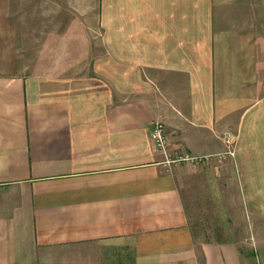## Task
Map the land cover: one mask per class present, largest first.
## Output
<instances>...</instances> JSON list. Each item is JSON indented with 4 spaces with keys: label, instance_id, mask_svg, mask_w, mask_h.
Here are the masks:
<instances>
[{
    "label": "crops",
    "instance_id": "crops-1",
    "mask_svg": "<svg viewBox=\"0 0 264 264\" xmlns=\"http://www.w3.org/2000/svg\"><path fill=\"white\" fill-rule=\"evenodd\" d=\"M0 264H264V0H0Z\"/></svg>",
    "mask_w": 264,
    "mask_h": 264
},
{
    "label": "rangeland",
    "instance_id": "rangeland-1",
    "mask_svg": "<svg viewBox=\"0 0 264 264\" xmlns=\"http://www.w3.org/2000/svg\"><path fill=\"white\" fill-rule=\"evenodd\" d=\"M22 4H23V7L27 8V9L35 8V0H22ZM31 19L34 22L33 18H31ZM22 37H23L21 40L22 46H21L20 50H18V55L20 56L18 58V60H22L23 63L18 64V68H19V70L22 69L26 73H32V72H35L37 70V68L41 67L40 65L39 66L37 65V62L39 61V58H41V53L43 50L37 48L38 41L36 38V33H31V32L24 33V34H22ZM59 53H54V54H52V56H56V58H58ZM54 60H57V59H54ZM51 63H52V61H51ZM87 68H88L87 65L78 66V72L86 71ZM72 71L73 70H71L70 73H73ZM67 72H69V71L67 70ZM230 131H232V130H230ZM235 135H236V133H235ZM236 139H237V136H236ZM236 139H235V143L233 146V147H235V149L232 147L235 150V152H236ZM227 151H228V146L226 145V150L219 153L222 155L219 156V154H218V156H215V157H217L220 162H223L228 157H231V156L226 154ZM232 158L235 159L236 155H235V157H232ZM209 159H211V158H209ZM209 159L203 160V161L196 163V164H203L206 161H208ZM180 165H176V166H180ZM214 179L217 180L218 177L217 178L214 177ZM210 181H211V184H213L214 180H213L212 176L210 177ZM217 200H220V199L217 198ZM228 212H229L228 209L216 210V211L214 209H209L208 212H206V214H205V218H203V217L197 218L196 216H194L192 222L194 223L193 227H194L195 233L197 235H200L201 237L203 236L206 238L207 237L208 238L214 237V236H219V237L221 236V238H228L230 236L229 235L230 233H240V234L243 233L244 232L243 223H233L234 226H231V224L229 225V222H228L229 219H227V217H229ZM238 213H239V210H237V214ZM240 218H241V216L237 215V219L239 222H240ZM234 220H236L235 217H234ZM196 221H199V222H201V221L205 222L206 221V224L202 223V225H200V224L198 225Z\"/></svg>",
    "mask_w": 264,
    "mask_h": 264
},
{
    "label": "built area",
    "instance_id": "built-area-1",
    "mask_svg": "<svg viewBox=\"0 0 264 264\" xmlns=\"http://www.w3.org/2000/svg\"><path fill=\"white\" fill-rule=\"evenodd\" d=\"M150 136L156 149L164 154L165 160L163 164L168 168L184 163L195 164L212 157V155L200 156L188 152H177L175 154H170L169 135H168L167 127L163 122L157 121L153 124ZM235 139H236V135L234 132L228 130L224 133V141L227 143L226 145L228 146V151L226 152V154L231 157H235L236 155V152L234 150L235 147H233L235 143ZM221 155L222 154H219V156Z\"/></svg>",
    "mask_w": 264,
    "mask_h": 264
}]
</instances>
